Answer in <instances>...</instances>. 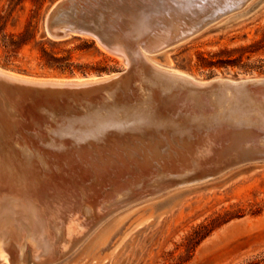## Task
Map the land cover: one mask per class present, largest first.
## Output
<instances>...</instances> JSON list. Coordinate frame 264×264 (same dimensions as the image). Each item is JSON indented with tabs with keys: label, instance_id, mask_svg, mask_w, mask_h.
I'll return each mask as SVG.
<instances>
[{
	"label": "rangeland",
	"instance_id": "rangeland-1",
	"mask_svg": "<svg viewBox=\"0 0 264 264\" xmlns=\"http://www.w3.org/2000/svg\"><path fill=\"white\" fill-rule=\"evenodd\" d=\"M58 1L0 0V69L35 79H96L112 73L129 74L131 68L124 57L112 53L91 37L66 34L50 27V12ZM240 3L219 11L221 14L218 13L214 19L208 18L205 23L194 27L192 30H195V34L182 43L169 48L164 44L162 48L154 41L155 45L148 49L151 53L144 51L149 62L184 71L204 82L211 81L214 76L234 80L264 78V0ZM19 35H25L26 42L19 50H15L10 44ZM126 81L127 77L121 81L122 89ZM259 90L261 94L264 86ZM73 95L78 100L85 93L75 92ZM40 103V107L58 112L66 111L71 102L48 97ZM31 107L13 95L2 94L0 90V129L3 130L0 131V214L5 213L4 217L9 218V222H4L5 228L3 226L4 231L1 232L11 241L10 245L17 244L16 248L22 244H37L21 211L22 206H13L18 203L16 198H28L38 204L36 196L41 194L42 199H46L44 202L48 203L42 206L47 207V210L43 208L44 212H51L54 216L62 212L67 227L74 215L72 205L75 197L77 199L74 185L91 174L87 173L91 172L88 168L82 176L81 170L72 169L76 166L74 164L60 167V179L54 180L52 175L37 179L34 185L21 180L20 171L11 164L13 156L8 149L16 143V134L27 126L25 121L34 125V117L42 116L38 112L40 108ZM236 138L226 136L215 143L213 153L205 157L208 162L201 166L205 169L200 168L210 176L203 182L181 189H177L179 186L164 189L157 194L153 193V187L145 185L125 202L108 206L97 202L93 206L94 219L92 217L89 225L80 228L78 241L70 244L65 240L66 244L63 241L56 254L40 253L41 257L32 256L27 264H264V161H255L254 154H249L251 149L248 139L239 141ZM142 161L135 163L137 168H147L153 164ZM112 166L116 167L115 163ZM109 172H100L97 180H105ZM116 181L117 176L113 182ZM107 182L108 185L112 183L111 180ZM55 183L58 186L54 187ZM60 185L59 189L62 190L58 189ZM102 186V183L96 185L99 189ZM8 189H11L10 192ZM104 190L105 187H102ZM36 191L38 194H35ZM45 193L51 195L50 198ZM107 193L102 198L94 197L100 201ZM85 197L89 203L93 193L86 190ZM106 212L109 214L106 215ZM11 213L13 216H10ZM6 225H10V230L6 229ZM23 233L28 234L23 236ZM66 236L69 239L67 233ZM0 264L9 263L1 261Z\"/></svg>",
	"mask_w": 264,
	"mask_h": 264
},
{
	"label": "bare ground",
	"instance_id": "bare-ground-1",
	"mask_svg": "<svg viewBox=\"0 0 264 264\" xmlns=\"http://www.w3.org/2000/svg\"><path fill=\"white\" fill-rule=\"evenodd\" d=\"M98 1L92 4L96 5L93 21L99 28L110 30L114 42L120 48L117 50L127 60L128 65L132 66V72L123 89L121 81H115L109 85L88 90L85 92V96L78 100L74 98L66 111L57 112L48 108H40L38 112L42 116L36 115L33 119L36 124L33 125L30 121H25L27 126L19 134H16V143L13 145L9 141L13 146L12 150L8 149L13 156L11 164H14L20 171L21 180L30 183V185H34L37 179H44L52 175H54V180L60 179L58 178L60 167L65 168L74 166V164L76 166L70 168L81 170L82 176L84 170L88 168L91 172H86L91 174L84 180L81 178L82 180L75 182L74 193H76L77 199L75 197L74 205H72L74 206V215L67 227H65V215L62 212H57L56 216L51 215V212H44L42 206L47 202H44L45 198L42 199L41 194L36 196L38 204L28 198H16L18 203L13 206L15 207L17 204L22 206L21 211L26 218L28 227L32 230L31 236L37 244L35 246L22 244L19 245V248H16L17 244L10 245L11 241H8L6 234L1 232L4 231V222H7L9 218L4 217L5 213L0 214V262L27 264L32 256L38 258L40 253L56 254L62 242L64 241L66 244L65 240L70 244L78 241L79 230L83 225L90 224L91 218L94 216L93 206L97 202L102 206L103 204L108 206L125 202L132 198L138 188L145 185L148 188L149 186L153 187V193L157 194L164 189L174 188L165 185L169 181L179 183L177 189L203 182L195 171L202 169V164L208 162L206 158L213 151L215 143L221 138L236 136L239 141L242 138L248 139L251 151L264 155V91L261 93L262 95L259 93L262 89L259 90V87L264 86V81L219 80L204 82L179 70L150 63L144 53L145 50L151 53L148 49L155 45L154 41L157 46L163 48L168 40H173L187 28L205 23L208 18L214 19L220 13L219 11H225L241 1L246 2V0ZM64 27L58 25L56 30L62 31ZM70 27L76 29L74 26ZM159 49L161 48L159 47ZM0 75L10 79L21 78L22 81L58 87H85L98 83L95 78L35 79L2 69H0ZM8 109L10 110L9 106ZM20 125L22 126V124ZM214 155L218 156L217 153ZM141 161L145 164L150 161L153 164L147 168L139 169L135 163ZM114 163L116 167L112 166ZM15 166H13L14 169ZM101 166H104V169H101ZM140 166L142 165L140 164ZM9 167L12 168L10 164ZM117 168H120L119 171L116 170ZM108 170L110 172L106 179L99 182L97 180L99 173H105ZM116 176L117 181L113 182ZM73 178L75 179V177ZM108 180L112 181L109 185L107 184ZM63 181L61 182L64 183L65 181ZM101 183L104 184L102 186L105 187L104 191H102V187L100 189L96 187ZM56 185L55 183L54 187ZM58 189L56 188V190ZM86 190L93 193L91 203L85 201ZM106 192L109 193L100 201L94 197L96 195L102 198ZM50 193L52 195V192ZM45 194L48 195V193ZM17 195L19 196V194ZM54 198L56 197L54 196ZM58 200H54V202ZM48 208L50 210V207ZM107 214L109 213L106 212ZM10 216H13L12 213ZM23 223L21 224L23 225ZM9 226L6 229H9ZM66 233L69 239L66 238ZM24 234L26 233H23V236ZM19 240L21 239L19 238ZM64 254H66L65 251Z\"/></svg>",
	"mask_w": 264,
	"mask_h": 264
},
{
	"label": "water",
	"instance_id": "water-1",
	"mask_svg": "<svg viewBox=\"0 0 264 264\" xmlns=\"http://www.w3.org/2000/svg\"><path fill=\"white\" fill-rule=\"evenodd\" d=\"M97 2L99 1L98 0H89V1L60 0L58 1L53 6L50 12V27L56 28L58 25H63L65 27L64 29H62V32L66 34L73 33L76 35H83V36L91 37L92 39L99 42L102 46H104L106 49H108L112 53L122 56L121 53L117 50L120 48L114 42L113 35L111 34L110 30L99 28L97 24L93 21V13L95 11L94 8L96 7V5H92V4L97 3ZM70 26H74L76 29H72ZM193 28L194 27L187 28L185 32L180 33L173 40H168L165 43L167 44V48L188 40L192 35L195 34V31L192 30ZM129 67L131 68V70L129 74L127 75H120L119 73H112L105 77L96 78V81H98V83H95L94 85H86L85 87L84 86L83 87H77V86L58 87V86H51L49 84L22 81L23 79L21 78L10 79L8 77H5L4 75H0V90L2 91V94L6 93L9 95H13L15 96V98L23 101L24 103H27L28 105L30 104L33 107L44 108V107H40L39 104H41L40 102L44 100L45 98L56 97L61 101L68 100L71 102L72 100H74L73 94L75 92L85 93V92H88V90L90 89L100 87V86H106L115 81L120 82L124 78L126 77L128 78V76L131 74L132 66H129ZM181 72H184V71H181ZM219 80H234V79L225 78L221 76H214L212 80L209 82H216ZM244 80L255 82V81H264V78L239 79V80H234V81H244ZM249 147H251V145H249ZM251 153L254 154L253 159L255 161H264V155H261L256 152L253 153L252 151ZM195 172L200 176V180L210 177L206 172L201 171V169H198ZM169 183H170V186L172 187H176L180 185L179 183H174L172 181H169Z\"/></svg>",
	"mask_w": 264,
	"mask_h": 264
},
{
	"label": "trees",
	"instance_id": "trees-1",
	"mask_svg": "<svg viewBox=\"0 0 264 264\" xmlns=\"http://www.w3.org/2000/svg\"><path fill=\"white\" fill-rule=\"evenodd\" d=\"M25 37V35H19L16 41L11 42L10 46H14L15 50H19L26 42Z\"/></svg>",
	"mask_w": 264,
	"mask_h": 264
}]
</instances>
